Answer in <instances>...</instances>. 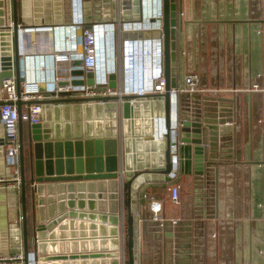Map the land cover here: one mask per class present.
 <instances>
[{
	"label": "crops",
	"instance_id": "obj_1",
	"mask_svg": "<svg viewBox=\"0 0 264 264\" xmlns=\"http://www.w3.org/2000/svg\"><path fill=\"white\" fill-rule=\"evenodd\" d=\"M29 2L27 7L17 9L18 21L33 22L32 0ZM175 2V86L184 85L183 78L186 73L197 72L200 76V88L194 92H177L173 98L170 96V118L172 123L175 117L177 121L181 117L196 120L198 117L202 118L204 113L214 112L211 107L216 103L223 109L218 111L219 116L230 120L222 123L224 130H218V138H227L226 148H230L221 153L230 156L222 158L225 163L219 165L217 175L213 168L207 173L209 167L202 163L201 166L206 170L205 175L197 176L199 158L202 155V151L196 149L197 143L189 140L186 131L178 126L169 133L172 159L170 178L166 179L161 171L144 167L131 182L130 208L137 218L138 249L141 246V249L145 250V253L139 254L138 264H156L155 260H159V264H196L193 262L195 253L191 247L203 243L207 244V258L204 264H264V257L259 254L264 240V91L252 87L255 82L260 86L264 85V0ZM60 5L63 6L62 0ZM180 11L183 13L179 14ZM38 12L41 14V11ZM155 34L156 31H144L129 35ZM147 98L149 104L137 107L134 122L131 125L128 122V128L135 131L131 137L136 139L135 148L140 152L142 160L146 163L153 159V162L158 163L165 142L150 140L144 130L149 126L145 121L149 114H164L163 97L148 95ZM87 111L86 117L90 112L93 120V123L89 124L91 129L95 128L94 116H97L98 127L104 131L110 130L111 117L108 109L91 107ZM95 111H98L99 115H95ZM82 117L84 121L83 111ZM91 119L88 117V120ZM21 122L26 144L30 123ZM116 127L118 131H123L125 127L118 112ZM126 136L129 137L130 134ZM204 137L206 136L202 135V138ZM24 153L27 159L26 145ZM6 173L4 156H1L0 175ZM103 180L105 194L110 186L119 189L117 184L109 183L111 179ZM173 183L180 184L177 202H173L168 195V187ZM158 187L165 190L158 199L162 203L160 214L164 218L163 226L150 215L144 217L142 214L144 204L148 203L142 193H149ZM102 199L96 198L94 208L89 209L86 198L79 210L99 214L98 201ZM116 205L119 211L120 200ZM104 206L108 209V201L104 200ZM123 211L125 213L126 210ZM173 218L176 219L175 223L171 221ZM125 219L124 214V226ZM65 220L68 222L72 219ZM73 220L83 223L82 228L87 232H95L94 236H78L75 252L85 254L84 252L120 250V243L118 248L110 247V223L105 222L107 232L99 234L97 228H89V223L99 221H91L88 217ZM168 231L172 233L169 235ZM68 238L69 236L62 239L67 242L70 240ZM93 238H96L94 245L91 242ZM101 238L105 239L104 244L99 242ZM70 245L71 242L68 247L63 244V253L74 252ZM32 249L30 244L29 250ZM94 258L98 261L97 264H102V259H106V264H110L111 257ZM92 259L79 255L77 258L65 260L69 264L73 261L76 264H92Z\"/></svg>",
	"mask_w": 264,
	"mask_h": 264
},
{
	"label": "water",
	"instance_id": "obj_2",
	"mask_svg": "<svg viewBox=\"0 0 264 264\" xmlns=\"http://www.w3.org/2000/svg\"><path fill=\"white\" fill-rule=\"evenodd\" d=\"M62 1L65 8L64 20L67 21L69 0ZM162 2L163 61L166 80L163 92L144 95L115 94L93 97L66 95L46 100V102L44 100L45 103H43L39 115L40 121L30 123L28 126L26 144L23 137L22 122L21 120L18 121L20 186L19 188L0 186V248L5 251H19L21 249L23 264H27L30 244L33 247L32 250L37 253L36 264H69L65 259L77 258L79 255L93 258L91 260L92 264H97L98 261L94 257L100 256L111 257L110 264H135V251L138 246L137 218L134 217L130 208L131 182L135 176L143 171L144 167L163 172L166 179L170 178L169 172L172 170L169 133L165 135L164 139H158L159 142L163 140L165 142L163 154L161 153L159 158L160 162L155 163L151 159L145 163L140 152L135 148V137H131V134L135 131L128 128V122L129 125L134 122L133 118L136 116L137 107L149 104L148 95L163 97V113L167 125L170 124V94L168 89L176 85L173 68L176 60L177 12L175 0H162ZM2 3L3 1L0 0V22H2ZM60 3L61 0H32L33 22L59 21L58 9L61 6ZM38 4L41 6H38ZM104 4H109V1L105 0ZM130 4H132L135 14L138 12L139 16L140 0H123V5L127 8L125 12L129 10ZM83 5L86 21H89L91 16L94 18L99 17V0H84ZM12 10L14 22L16 23V0H12ZM38 11H41V14ZM125 17L130 16L125 14ZM133 17L136 18L137 15ZM1 38L4 69L0 71V78H3L10 76L12 70L10 69L9 36L8 34H2ZM15 64L18 83L16 53ZM72 72L82 73L83 70L78 68L73 69ZM85 75L86 83H93V73L89 71ZM72 82H82V79H73ZM117 83L115 74H110L109 85L113 87ZM40 88H44L43 83L40 84ZM61 94H69V92H62ZM132 96L135 99L130 101L129 98ZM119 98H122L120 103L117 101ZM98 99H103L105 102L99 103L97 102ZM57 101L65 103L61 106L56 104ZM23 102L22 99L16 100L19 111ZM50 102H55V104L51 105ZM91 102H94V104ZM91 107L109 110V116L111 117L109 119L110 130L104 131L100 126L98 127L97 116H94L95 128H90V122L93 123L92 116L89 112L88 117L91 120H88L85 114L88 113L87 110ZM211 108L214 112L204 113L202 118L198 117L196 120H191L189 117H181L177 121V126L186 131L189 140L197 143L196 149L202 151L197 176L205 175L206 170L201 166L202 163L209 167L207 173L213 168L215 175H217L219 165L225 163L222 158L230 156L221 153L225 149H230L226 148L228 145L227 138H218V130H224L222 123L226 121L218 114V111L223 109L216 103H213ZM82 111L85 116L84 121ZM117 112L119 118L123 119L125 124L123 131L122 129L116 130ZM95 115H99L98 111H95ZM152 115H155V113L149 114L148 118L145 119L149 126L144 131L148 133L146 137L152 141H157L151 134L153 131ZM127 134H130V136L127 137ZM202 135L206 137L202 138ZM4 142L3 126L0 122V157L3 156ZM25 145L27 146V159L24 153ZM103 179H111L109 183L117 184L119 189L110 186L105 194L103 192L105 186ZM86 198L87 201H85ZM96 198H103L98 201L99 214L94 212L84 213L79 210L84 205V201L88 204L89 209H93ZM104 200L108 201V209H105ZM118 200L121 203L119 211L116 205ZM124 209L126 210L125 213H123ZM124 214L126 217L125 226L123 225ZM84 217H88L91 221H99L89 223V228H97L99 234L106 233L105 222L110 223L111 226L108 228V232L111 234L109 237L110 247L118 248V243H120V250L84 252L85 254L75 252L78 236L95 235V232L84 230L82 228L84 224L80 223L79 220H73L76 218L84 219ZM65 219L72 220L65 222ZM171 233V231L167 232L169 235ZM68 236L70 240L64 242L62 238ZM95 239L93 238L91 241L93 245L96 243ZM63 242L67 247L68 243L71 242L70 248L74 252L63 253ZM99 242L104 244L105 239L101 238ZM125 253L127 255L126 259H124ZM101 263L106 264L107 260L102 259ZM71 264H76V262L73 261Z\"/></svg>",
	"mask_w": 264,
	"mask_h": 264
},
{
	"label": "built area",
	"instance_id": "obj_3",
	"mask_svg": "<svg viewBox=\"0 0 264 264\" xmlns=\"http://www.w3.org/2000/svg\"><path fill=\"white\" fill-rule=\"evenodd\" d=\"M2 22H0V71L3 68L2 34H8L10 41V63L12 74L0 78V122L4 133V164L7 173L0 175V186L19 188V129L18 121L34 123L40 121L39 115L46 100L59 96L93 97L99 95H144L165 90L164 52H163V2L162 0H140L138 12L132 9L125 12L123 0H99V17L85 19L84 0H69L68 20L65 21V8L58 9L59 21L23 23L16 20L12 10V0H2ZM63 2V1H62ZM183 12L180 11L179 14ZM92 14V12H91ZM128 14L130 17H125ZM137 15L136 18L133 16ZM144 31H156L155 35H129ZM15 53L17 55V74H15ZM82 73H73V69ZM93 73V83H86V72ZM114 73L116 86H110V74ZM260 76L261 74H257ZM73 79H82L74 83ZM182 87L171 86L170 96L177 92H194L200 88L197 72H188L183 78ZM44 88H40V84ZM252 87L264 91V85L255 82ZM69 92V94H61ZM17 99L24 100L20 111ZM134 96L129 100L133 101ZM45 100V102H44ZM119 103L122 98L117 100ZM97 102L104 103L103 99ZM57 101L56 104H61ZM55 104V102H50ZM230 121V120H226ZM225 122V123H226ZM155 139H164L177 126L167 125L164 114L152 115ZM180 184L168 187L169 198L179 200ZM148 201L151 218L160 226L164 218L160 212L162 203L152 195L143 192ZM173 223L176 219L171 220ZM37 253L29 250L27 264H36ZM0 264H23V252L4 251L0 248Z\"/></svg>",
	"mask_w": 264,
	"mask_h": 264
},
{
	"label": "flooded vegetation",
	"instance_id": "obj_4",
	"mask_svg": "<svg viewBox=\"0 0 264 264\" xmlns=\"http://www.w3.org/2000/svg\"><path fill=\"white\" fill-rule=\"evenodd\" d=\"M29 1L30 0H16L17 9L19 7H20V9H22V6L27 7L28 4H30ZM206 246H207V244L203 243L201 245L191 247V250L195 253L194 254L195 256H193V262H195L196 264H204L205 263V259L207 258V253H206V249H205ZM259 254L264 257V240H263L262 248L259 249Z\"/></svg>",
	"mask_w": 264,
	"mask_h": 264
},
{
	"label": "rangeland",
	"instance_id": "obj_5",
	"mask_svg": "<svg viewBox=\"0 0 264 264\" xmlns=\"http://www.w3.org/2000/svg\"><path fill=\"white\" fill-rule=\"evenodd\" d=\"M19 16H20V18H21V14H20V12H19ZM24 23V22H23ZM165 192V190L162 188V187H158V188H155V190H153V194H152V196H154V197H156V199H159V198H161L162 197V195H163V193ZM143 247V246H142ZM140 249V250H139ZM138 249V246H137V248H136V251H135V254H136V262H135V264H138V257H140V255L139 254H143V253H145V250H142L141 249V246H140V248ZM142 250V251H141ZM127 258V255H126V253H125V256H124V259H126ZM155 263L156 264H159L160 262H159V260H155ZM170 264H172V263H170Z\"/></svg>",
	"mask_w": 264,
	"mask_h": 264
},
{
	"label": "trees",
	"instance_id": "obj_6",
	"mask_svg": "<svg viewBox=\"0 0 264 264\" xmlns=\"http://www.w3.org/2000/svg\"><path fill=\"white\" fill-rule=\"evenodd\" d=\"M176 12H177V5H176ZM176 18H177V13H176ZM153 190H150L149 193H147L148 195H152ZM142 214L144 215V217H148L149 215L151 216V211L148 207V203L144 204L143 208H142Z\"/></svg>",
	"mask_w": 264,
	"mask_h": 264
},
{
	"label": "bare ground",
	"instance_id": "obj_7",
	"mask_svg": "<svg viewBox=\"0 0 264 264\" xmlns=\"http://www.w3.org/2000/svg\"><path fill=\"white\" fill-rule=\"evenodd\" d=\"M147 1V0H146Z\"/></svg>",
	"mask_w": 264,
	"mask_h": 264
}]
</instances>
